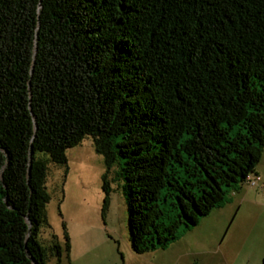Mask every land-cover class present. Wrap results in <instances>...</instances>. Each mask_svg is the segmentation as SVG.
<instances>
[{
	"label": "trees",
	"instance_id": "trees-1",
	"mask_svg": "<svg viewBox=\"0 0 264 264\" xmlns=\"http://www.w3.org/2000/svg\"><path fill=\"white\" fill-rule=\"evenodd\" d=\"M89 136L135 253L196 226L263 155L264 0H0V264L68 258L48 165Z\"/></svg>",
	"mask_w": 264,
	"mask_h": 264
},
{
	"label": "rangeland",
	"instance_id": "rangeland-1",
	"mask_svg": "<svg viewBox=\"0 0 264 264\" xmlns=\"http://www.w3.org/2000/svg\"><path fill=\"white\" fill-rule=\"evenodd\" d=\"M82 151L85 159L77 160L74 152ZM68 172L50 163L46 204L49 232L63 243V222L70 237L68 258L48 264H262L264 259V156L256 165L257 185L243 183L229 188L228 200L200 216L198 224L185 230L165 249L135 253L130 244L127 207L120 188L122 179L112 167L109 209L101 217L103 191L101 174L104 163L95 153L90 136L82 145L66 151ZM247 193V195H246ZM49 232L42 233L49 240Z\"/></svg>",
	"mask_w": 264,
	"mask_h": 264
},
{
	"label": "built area",
	"instance_id": "built-area-1",
	"mask_svg": "<svg viewBox=\"0 0 264 264\" xmlns=\"http://www.w3.org/2000/svg\"><path fill=\"white\" fill-rule=\"evenodd\" d=\"M259 180H260V178L258 176H254V175H248V177H246V183H248L250 186L257 185Z\"/></svg>",
	"mask_w": 264,
	"mask_h": 264
},
{
	"label": "crops",
	"instance_id": "crops-1",
	"mask_svg": "<svg viewBox=\"0 0 264 264\" xmlns=\"http://www.w3.org/2000/svg\"><path fill=\"white\" fill-rule=\"evenodd\" d=\"M74 154L77 155V157H76L77 160H82L83 161L85 159V156L83 155L82 151L74 152ZM263 156H264V151H263ZM254 174H257V173L255 172ZM246 195H247V193H246Z\"/></svg>",
	"mask_w": 264,
	"mask_h": 264
},
{
	"label": "water",
	"instance_id": "water-1",
	"mask_svg": "<svg viewBox=\"0 0 264 264\" xmlns=\"http://www.w3.org/2000/svg\"><path fill=\"white\" fill-rule=\"evenodd\" d=\"M29 232V231H28Z\"/></svg>",
	"mask_w": 264,
	"mask_h": 264
}]
</instances>
